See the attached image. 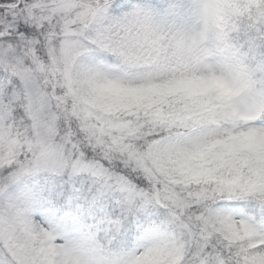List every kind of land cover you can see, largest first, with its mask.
<instances>
[{"label":"snow or ice","instance_id":"6c2138e0","mask_svg":"<svg viewBox=\"0 0 264 264\" xmlns=\"http://www.w3.org/2000/svg\"><path fill=\"white\" fill-rule=\"evenodd\" d=\"M0 264H264V0H0Z\"/></svg>","mask_w":264,"mask_h":264}]
</instances>
